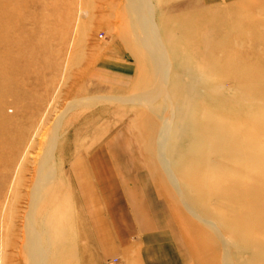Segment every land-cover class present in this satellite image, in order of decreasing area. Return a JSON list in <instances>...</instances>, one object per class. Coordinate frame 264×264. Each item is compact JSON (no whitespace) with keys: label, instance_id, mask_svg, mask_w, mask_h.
<instances>
[{"label":"rangeland","instance_id":"374dc122","mask_svg":"<svg viewBox=\"0 0 264 264\" xmlns=\"http://www.w3.org/2000/svg\"><path fill=\"white\" fill-rule=\"evenodd\" d=\"M148 2L155 63L136 42L142 35L127 0H0V264H28L27 221L54 208L48 264H165L141 252L162 232L178 264H264V0ZM146 94L150 102H130ZM219 108L238 119H222L229 131L250 139L244 174L228 168L239 157L225 160L188 135L194 122L220 118ZM192 147L200 151L189 154ZM46 162L55 183L32 212ZM98 166L116 173L103 169L94 196ZM115 191L133 225L116 231L121 242L93 228L110 220ZM135 194L148 231L126 201ZM97 238L106 240L98 246Z\"/></svg>","mask_w":264,"mask_h":264},{"label":"bare ground","instance_id":"6f19581e","mask_svg":"<svg viewBox=\"0 0 264 264\" xmlns=\"http://www.w3.org/2000/svg\"><path fill=\"white\" fill-rule=\"evenodd\" d=\"M127 5L128 8L131 10V12L135 15V28H139L141 31V39H136V42L138 43V45L147 53V57L149 59L150 62H154V57H153V49L154 48H160L158 47V36H157V32L155 30V26L152 23V9L151 6L148 2V0H127ZM2 52V51H1ZM3 53V52H2ZM145 53V54H146ZM158 55L159 58L161 59V64L164 66L162 67L164 70H166L165 68H167L168 65H166V58H165V52L163 49H160L158 51ZM165 58V59H164ZM153 65V63H152ZM8 72V71H7ZM6 72V73H7ZM155 76V84H157V77L154 73ZM177 80V79H176ZM192 85V84H191ZM185 86V85H184ZM135 87V86H134ZM188 87V86H187ZM193 87V86H192ZM218 87V86H217ZM184 88V87H183ZM136 89V88H135ZM176 89V86H175ZM189 90V89H188ZM134 91V90H133ZM132 91V92H133ZM193 91V90H192ZM195 91V90H194ZM199 91V90H197ZM196 91V92H197ZM174 92V91H173ZM195 93V92H194ZM178 96V95H177ZM187 96V95H186ZM194 96V95H192ZM137 97V100L139 99L140 102H150L151 100V94H146L145 96L143 95H139V96H134L133 99L130 100L131 101H135ZM187 99V98H186ZM199 99V98H198ZM176 100V99H175ZM185 100V98H184ZM219 100V99H218ZM227 101V100H226ZM187 102V101H186ZM176 103V102H175ZM183 103V102H182ZM188 103V102H187ZM191 103V102H190ZM225 103V102H224ZM184 104V103H183ZM186 104V103H185ZM193 104V102H192ZM191 104V105H192ZM203 105V104H202ZM228 105V104H227ZM226 105V106H227ZM214 106V105H213ZM189 107V106H188ZM191 107V106H190ZM204 107V106H203ZM225 107V105H224ZM231 109V108H230ZM1 110V109H0ZM199 110V109H198ZM200 111V110H199ZM216 113H223L222 116H220V118H216V120L214 119V117L210 116L208 119H205L203 122V125L200 127L198 126L199 123L194 122L196 125L194 127V130L192 129V132H190L188 135L191 139V141L196 143V146L201 144H206L208 142L210 149H212V152H215L216 154H218L219 156L224 157L225 160H227V158H236L239 157V161L238 162H233V161H228L230 163V166L228 167L229 169H232L233 171H237L241 172V174H244L243 172H245V168L248 169L247 164L250 162V158H249V137L248 134H245V131H242L241 134L242 135H238L235 132H230L229 131V125H224L222 123V119L227 118L228 120L231 119L232 122L237 121L236 119L234 120L232 118V116H226V115H230L229 112L227 111H221V109L219 108V110H217ZM231 113V112H230ZM236 116V115H235ZM251 118V117H250ZM219 119V120H218ZM254 119V118H253ZM194 121V120H193ZM231 122V123H232ZM238 124L242 122H237ZM244 123V122H243ZM245 124V123H244ZM198 126V127H197ZM168 128V127H167ZM165 128L164 130L161 131V135H160V144L157 148V154L159 156L164 154V147H165V142L168 139V134H169V129ZM235 128V126H234ZM167 129V130H166ZM198 145V146H199ZM190 147V146H189ZM147 149V148H146ZM145 149V150H146ZM189 149V148H188ZM193 151L199 152V148L198 147H192L189 154H193ZM136 153V152H135ZM88 154V153H87ZM188 154V155H189ZM150 155V154H148ZM185 156V155H184ZM147 159V158H146ZM186 160V159H184ZM191 160V159H190ZM207 160V159H206ZM147 161V160H146ZM152 161V160H151ZM150 161V162H151ZM189 161V160H188ZM197 161V160H196ZM209 161V160H208ZM149 162V161H148ZM179 162V160H178ZM185 162V161H184ZM216 162V161H215ZM189 163V162H187ZM194 163V162H193ZM47 162L45 164H43L42 169H40L38 178L36 180L35 185L33 186L32 189V196L31 197V207H32V212H34L35 210H40V205L39 203L43 201L42 195V190L48 186V184H52L55 183L54 182V170H52L51 172L47 171L46 165ZM160 164L162 165V167L164 166L165 168H167V162L161 158L160 160ZM177 165H179L178 163H176ZM181 164V163H180ZM192 164V162L190 163ZM79 166V165H78ZM190 166V165H189ZM193 166V165H192ZM73 167H70V169ZM190 168V167H189ZM193 168V167H192ZM222 168V167H221ZM72 170V169H71ZM80 170V169H79ZM211 170V169H210ZM90 171V170H89ZM197 171V168H196ZM206 171V170H205ZM208 171V170H207ZM212 171V170H211ZM214 171V170H213ZM91 172V171H90ZM215 172V171H214ZM74 173V172H73ZM83 173H85L83 171ZM196 173V172H195ZM200 173V172H199ZM211 173V172H210ZM80 174V173H79ZM197 174V173H196ZM208 174V173H207ZM236 174V173H235ZM76 175V172H75ZM201 175V174H199ZM206 175V174H205ZM234 175V174H233ZM74 176V175H73ZM204 177V175L202 176ZM84 177H82L81 179H83ZM221 178V177H220ZM77 179V178H76ZM75 176H74V180L76 181ZM80 179V178H79ZM223 179V178H222ZM239 180V179H238ZM84 181V180H83ZM202 181V180H201ZM216 181V180H215ZM224 182V180H223ZM57 183V182H56ZM84 183V184H83ZM83 186L86 184L85 182H83ZM227 183V182H226ZM234 183V182H233ZM201 184V183H200ZM228 184V183H227ZM209 185V184H208ZM220 185V184H219ZM223 185V184H222ZM235 185V184H234ZM233 185V186H234ZM53 186V185H52ZM56 186V185H55ZM58 186V185H57ZM204 186V184H203ZM232 186V187H233ZM231 187V185H230ZM225 188V186H224ZM217 190V188H216ZM53 193V192H52ZM45 194V193H44ZM51 194V193H50ZM226 194V193H225ZM54 195H56L54 193ZM51 196V195H50ZM55 197V196H54ZM56 198V197H55ZM248 198V197H247ZM54 199V198H53ZM59 199V198H58ZM56 200V199H55ZM51 201V200H50ZM228 201V200H227ZM55 203V201H54ZM44 204V203H42ZM46 205H49V202H45ZM58 205V203H57ZM43 206V205H42ZM45 206V205H44ZM52 207V206H51ZM54 207V206H53ZM46 209V208H45ZM44 210V209H43ZM41 210V211H43ZM47 210V209H46ZM35 211V212H36ZM225 211V209H224ZM223 211V212H224ZM44 212V211H43ZM42 212V213H43ZM240 212V211H239ZM56 210L55 208L51 211L50 216L46 217H42L43 219L41 220H34L31 219L29 216V220L27 221V225H26V229H27V246H28V252H27V260H28V264H48V258L50 257V254L52 252V247H54V245H56V240H55V232L54 229L57 226V216H56ZM49 214V213H48ZM29 215V214H28ZM38 215V214H37ZM234 215V213L232 214ZM31 216V215H30ZM33 216V215H32ZM36 216V215H35ZM41 215H39L40 218ZM246 216V215H245ZM27 217V218H28ZM239 217V216H238ZM236 217V219L238 218ZM242 217V216H241ZM250 217V216H249ZM241 219V218H239ZM59 220V219H58ZM235 220V219H234ZM238 220V219H237ZM245 220V218H244ZM236 222V221H233ZM242 223V221H240ZM244 222V221H243ZM232 223V222H230ZM249 224V223H248ZM223 225V224H222ZM230 225V224H229ZM233 225V224H232ZM234 227L238 228V225H235ZM247 227V226H246ZM249 227V226H248ZM233 229V228H232ZM231 229V230H232ZM251 229V228H250ZM249 229V230H250ZM235 230V229H234ZM233 230V231H234ZM243 231V230H242ZM239 232V231H238ZM238 232L236 234H238ZM247 232V231H246ZM249 232V231H248ZM241 233V232H240ZM233 234V232H232ZM237 236V235H236ZM57 237V236H56ZM232 237V236H231ZM236 238V237H235ZM241 239V237H240ZM239 239V240H240ZM57 248V247H56ZM53 253V252H52ZM55 253V252H54ZM54 256V255H53ZM253 261H257V258H253ZM259 261V260H258ZM67 262V261H66ZM69 262V261H68ZM72 262V260H71ZM70 264V263H69Z\"/></svg>","mask_w":264,"mask_h":264},{"label":"crops","instance_id":"0c3cea01","mask_svg":"<svg viewBox=\"0 0 264 264\" xmlns=\"http://www.w3.org/2000/svg\"><path fill=\"white\" fill-rule=\"evenodd\" d=\"M107 60L108 61H112V62H116V63H118L117 61H115V60H113V59H111V58H107ZM120 64V63H119ZM121 64H123V62L121 63ZM101 70H103V69H100V71ZM104 72H105V70H104ZM110 72H112V73H114L112 70H109L108 72H106V73H110ZM121 74V73H120ZM118 75H119V73H118ZM103 169H111V170H108L107 172L108 173H110V174H112V172H114V173H116V171H113L112 170V168H106V167H101V166H98V167H96V168H94L93 170H92V178H93V188H94V196H97V193H96V189L97 190H99V189H101V188H103V186H104V182L103 181H101V175H102V173H103ZM105 170V171H106ZM109 174V175H110ZM116 176H113V175H111L110 176V178L113 180V182H116L115 181V179L117 178H115ZM144 184V183H143ZM145 185V184H144ZM102 186V187H101ZM116 189V188H115ZM116 192V191H115ZM100 193V195H101V192H99ZM116 195H117V199H116V203H114V204H109V205H111V206H107L108 208H107V212L109 213V215H110V220L108 221V219L107 218H104L105 220H102V219H100V223L98 224V225H96L95 227L93 226V228H96L97 230H99L100 232V235H99V237L101 236H103V230L104 229H109L110 231H112V234L109 236V237H111V236H113L110 240L112 241V240H114V241H122V239L120 238H118L119 237V235L117 236V230H121L122 228H125V229H130V230H132V228H133V225L132 224H130V223H128L127 221L129 220V219H126V218H124V216H123V211H124V209H123V207L120 205V195H121V193H120V191L119 192H116ZM129 195H131V193H129ZM134 197H133V200H131V201H133V202H131L130 200H128L127 199V195L125 196L126 197V201L128 202V204L129 205H133L131 208H132V211H133V213H134V215H135V219L138 221V222H145L146 221V223L145 224H143V225H145V226H147V227H142V229L144 230V231H148V230H150L151 228H152V226H151V224L149 223V224H147V220H149L148 219V217H147V215H148V213L147 212H145V211H143L142 209H140V207H135L134 206V204H135V198H136V194L135 195H133ZM98 198V197H97ZM99 201V200H98ZM98 205H99V202H98ZM136 205V204H135ZM98 212L100 213V217H101V215L102 214H104L105 215V217H106V214H105V212L103 211V208H102V205L101 206H99V208H98ZM94 213V212H93ZM99 217V218H100ZM124 221H125V226H124ZM130 221V220H129ZM107 222H108V225H107ZM139 223V224H140ZM141 225V224H140ZM155 225H157V226H160L159 224H157V221H156V224ZM101 229V230H100ZM127 229V230H128ZM114 231V232H113ZM179 233V232H178ZM180 234V233H179ZM181 235V234H180ZM150 236V238H148ZM148 237H147V240L144 242V248L141 250V252H142V254H143V256L146 258V255L148 256V255H151V253H154V257H156V259H158V257H159V261H164V263L165 264H178V262L176 261V256L174 257L173 256V252H172V247L174 246V244H172V247H170L169 245H167V243H166V234H164L163 232H162V235H158L156 238H155V236H153L152 237V235H149ZM115 237H117V239L115 238ZM103 240H106V239H103ZM103 240H101V241H99V238H97V240H96V242H97V244H98V246H101L102 245V243H103ZM157 241H159L160 243L157 245V247H155L154 245L156 244L155 242H157ZM101 242V243H100ZM165 242V243H164ZM145 245H146V247H145ZM154 251V252H153ZM157 251V252H156ZM156 252V253H155ZM162 252V253H161ZM159 253V254H158ZM161 257V258H160ZM148 260H149V258H148Z\"/></svg>","mask_w":264,"mask_h":264}]
</instances>
